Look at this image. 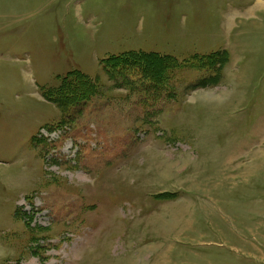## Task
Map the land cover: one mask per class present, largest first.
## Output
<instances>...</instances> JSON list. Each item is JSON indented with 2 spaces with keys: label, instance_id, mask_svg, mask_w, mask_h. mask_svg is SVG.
<instances>
[{
  "label": "rangeland",
  "instance_id": "obj_1",
  "mask_svg": "<svg viewBox=\"0 0 264 264\" xmlns=\"http://www.w3.org/2000/svg\"><path fill=\"white\" fill-rule=\"evenodd\" d=\"M0 264H264V0H0Z\"/></svg>",
  "mask_w": 264,
  "mask_h": 264
},
{
  "label": "trees",
  "instance_id": "obj_2",
  "mask_svg": "<svg viewBox=\"0 0 264 264\" xmlns=\"http://www.w3.org/2000/svg\"><path fill=\"white\" fill-rule=\"evenodd\" d=\"M218 53L215 54H211V55H207V56H201V57H196V58H200L205 60V63H207L204 66L207 67H211V65L213 66L214 64V58L216 57L215 55H217ZM158 53H153V52H143V51H131V52H126V53H122L119 55H111V58H109L106 61V67L107 69L111 70H119V69H126L130 72L131 69H136L135 66H138L141 68V70L143 71L145 68L151 66L150 69L148 70H144V74L146 75H139L136 76L132 79V82H138V80L143 81V80H148V84L151 83L152 86H154V84L156 85H160L163 81H158L159 79H157L158 77H151V74H149L150 70H153L152 72L155 71V67H158L160 69V66H158L159 63L152 61V59L154 58H158ZM159 59V58H158ZM166 57H164L162 60H165ZM152 61V62H151ZM165 62V61H164ZM174 61H169L166 65V63H163L164 67L161 69L162 71L164 69L169 70L172 68H175V66L173 65L174 63H172ZM209 62V63H208ZM184 67H191V65H183ZM216 66V65H215ZM69 75H66L63 79H62V83L59 86V88L55 91V96L56 97L58 94H60V96L54 98V100H56V103H58V105L63 104L64 102L66 103L67 109L69 108V101L72 102V98L71 97L68 99H63L65 97V95L63 94H69L72 91H76L78 89V86H74V83L77 82L78 84L82 85V86H87V89L89 90V92L82 87V91H81V95L84 98L83 100H87L89 98H91L95 92L98 91L97 87H90L91 84L93 83L95 86H97V83L95 81H93L92 79H90L88 76H86L85 74L81 73L78 70H74L68 73ZM154 75V73H152ZM108 75L112 78V76L108 73ZM213 77V76H211ZM81 78H83L84 84L81 81ZM157 79V80H156ZM81 81V83H79V81ZM205 79L201 80L199 83H197V85H201L203 84ZM136 83H133V85H131V89L132 90H136L137 89V85H135ZM81 89V86H80ZM63 94H61V92ZM74 93V92H73ZM64 100V102H62L61 100ZM53 100V99H52Z\"/></svg>",
  "mask_w": 264,
  "mask_h": 264
}]
</instances>
